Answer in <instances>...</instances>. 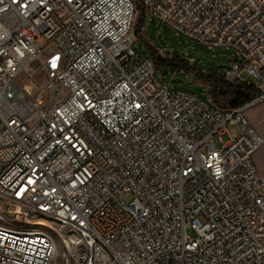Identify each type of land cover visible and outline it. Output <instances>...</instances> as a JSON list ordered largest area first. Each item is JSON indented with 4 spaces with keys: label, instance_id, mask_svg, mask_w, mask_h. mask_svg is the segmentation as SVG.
I'll use <instances>...</instances> for the list:
<instances>
[{
    "label": "built area",
    "instance_id": "built-area-1",
    "mask_svg": "<svg viewBox=\"0 0 264 264\" xmlns=\"http://www.w3.org/2000/svg\"><path fill=\"white\" fill-rule=\"evenodd\" d=\"M138 6L264 101V0H0V264H264V137L158 80Z\"/></svg>",
    "mask_w": 264,
    "mask_h": 264
},
{
    "label": "rangeland",
    "instance_id": "rangeland-1",
    "mask_svg": "<svg viewBox=\"0 0 264 264\" xmlns=\"http://www.w3.org/2000/svg\"><path fill=\"white\" fill-rule=\"evenodd\" d=\"M132 1L136 3V0ZM40 45L41 47H45L43 51L45 59L49 58L56 52L53 45H47L43 42H41ZM147 46L161 48L173 56L184 58L188 62L186 65L187 68H184L182 71H175L174 73L160 69L158 70L157 78L159 81H166L168 86L174 91L194 94L200 99H207V97L212 98V96L209 88L200 83L198 78L199 74L197 73H200L201 75H209L211 72L216 71L217 74L223 75L230 67V59L233 55L232 50H227L225 48L212 49L190 42L163 24H160L157 21L153 23L150 18H147L144 21L143 29L141 31V39L138 40L135 48L140 55L148 56ZM31 67L35 68L36 64H31ZM160 72L165 74L164 79H161ZM37 78H42V75L37 74ZM173 79H179L182 83L173 85L170 83ZM226 79L229 81L233 80L231 77H227ZM243 79L253 85L259 84V82L253 78ZM243 115L250 126L259 135L264 137V101H256L254 104L249 105L243 110ZM227 130L230 135L238 133L236 126L228 125ZM217 146L219 147V144H217ZM253 161L259 175L264 177V144L262 145V148L257 151V155L253 157ZM16 210L17 209L13 205L0 202L1 213L14 212ZM4 220L5 223L8 221L5 217ZM188 235L193 237V233L190 231H188ZM52 236L56 244V254L59 256L57 264H71V258L59 238L55 235ZM63 254L66 255L65 261L61 258Z\"/></svg>",
    "mask_w": 264,
    "mask_h": 264
},
{
    "label": "trees",
    "instance_id": "trees-1",
    "mask_svg": "<svg viewBox=\"0 0 264 264\" xmlns=\"http://www.w3.org/2000/svg\"><path fill=\"white\" fill-rule=\"evenodd\" d=\"M142 29L143 17L141 9L138 6V18L134 30L139 40L141 39ZM147 51L158 70L163 69L174 73L175 71H182L184 68H187L186 65L188 62L184 58L172 56L171 59H163L157 56L154 51L151 52L149 47L147 48ZM197 74H199L198 78L200 83L203 86L208 87L211 92L212 98L207 97V99H210L219 109L234 110L243 108L250 104L259 95V91L254 88V85L247 81H229L223 76L217 74L216 71L211 72L209 75Z\"/></svg>",
    "mask_w": 264,
    "mask_h": 264
},
{
    "label": "water",
    "instance_id": "water-1",
    "mask_svg": "<svg viewBox=\"0 0 264 264\" xmlns=\"http://www.w3.org/2000/svg\"><path fill=\"white\" fill-rule=\"evenodd\" d=\"M219 68H222V67H219ZM170 83L173 84V85H176V84H181L182 81L179 80V79H173V80L170 81Z\"/></svg>",
    "mask_w": 264,
    "mask_h": 264
},
{
    "label": "crops",
    "instance_id": "crops-1",
    "mask_svg": "<svg viewBox=\"0 0 264 264\" xmlns=\"http://www.w3.org/2000/svg\"><path fill=\"white\" fill-rule=\"evenodd\" d=\"M263 144H264V143H263ZM260 148H262V146H261ZM260 148H259L258 150H260ZM256 155H257V152L254 154V156H256ZM254 156H253V157H254Z\"/></svg>",
    "mask_w": 264,
    "mask_h": 264
},
{
    "label": "bare ground",
    "instance_id": "bare-ground-1",
    "mask_svg": "<svg viewBox=\"0 0 264 264\" xmlns=\"http://www.w3.org/2000/svg\"><path fill=\"white\" fill-rule=\"evenodd\" d=\"M248 106H249V105H248ZM248 106H246L245 108H247ZM245 108H244V109H245Z\"/></svg>",
    "mask_w": 264,
    "mask_h": 264
}]
</instances>
